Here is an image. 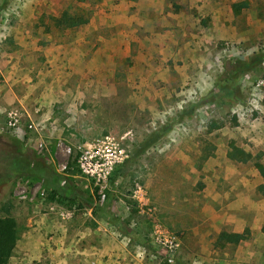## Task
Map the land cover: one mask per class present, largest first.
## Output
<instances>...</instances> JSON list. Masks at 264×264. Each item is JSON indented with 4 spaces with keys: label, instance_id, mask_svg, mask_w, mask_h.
<instances>
[{
    "label": "rangeland",
    "instance_id": "1",
    "mask_svg": "<svg viewBox=\"0 0 264 264\" xmlns=\"http://www.w3.org/2000/svg\"><path fill=\"white\" fill-rule=\"evenodd\" d=\"M246 1V11L233 19L242 32L240 40L228 29L231 36L218 40L212 50L202 48L208 53L204 62L192 60L182 74L172 72L146 85L150 94L139 88L135 59L120 63L121 69L129 68V77L112 81L113 90L110 76L103 77L105 95L86 90L78 96L74 91L78 78L66 69V82L57 94L62 97L67 89L73 93L67 102L61 99L54 105L55 122L50 123L47 116L41 120L48 112L43 95L50 92L51 82L43 74L51 69L49 59L53 58L44 51L46 44L61 41V31L51 28L47 32L44 27L66 7L89 15L88 3L0 0V215L14 217L20 231L8 264H169L164 248L153 243L157 225L163 236L177 239L173 264H264V195L257 189L264 180L252 162L227 158L229 143L234 141L264 162V150L258 148L264 136V27L256 35L249 27L251 18L264 24V0ZM21 47L22 52L18 51ZM239 59L250 63L247 70L238 72L244 66ZM17 64L21 70L14 76L11 72ZM57 75L61 76V66ZM11 111L22 114L24 126L33 120L43 122L45 128L38 124L40 133L14 136L7 129ZM212 122L222 127L209 132ZM108 134L130 154L119 173L122 179L111 185L101 205L109 221L91 226L88 216H76L79 209L72 208L70 219L58 220L68 226L76 216L75 229L82 236L75 240V247L61 250L55 228L38 229L36 222L49 216L57 221L60 207L48 211L44 202L50 188L45 181L28 176L27 170L38 162L45 165L49 175L59 179L61 193L76 169L62 148L70 146L75 153L86 141ZM39 141H44L42 150ZM147 141L150 144L145 146ZM208 146L213 155L203 159ZM65 162L71 168L61 173L59 167ZM63 179L65 184H61ZM235 183H241L238 191L232 189ZM137 185L140 190L136 192ZM25 188H36L32 199L20 198L19 191ZM93 188L94 184L81 186L76 193L92 195ZM99 226V232L104 228L115 232L124 248L103 249V236L94 233ZM246 227L250 231L247 240L215 245L221 231L242 232ZM122 236L126 237L122 240Z\"/></svg>",
    "mask_w": 264,
    "mask_h": 264
},
{
    "label": "crops",
    "instance_id": "2",
    "mask_svg": "<svg viewBox=\"0 0 264 264\" xmlns=\"http://www.w3.org/2000/svg\"><path fill=\"white\" fill-rule=\"evenodd\" d=\"M63 1L64 3L70 2V0ZM74 1L88 3V22L76 29L61 32V41L57 40L55 43L46 44L44 51L47 57V52L53 54V58L49 59L51 69H48L43 74L51 78V82L48 84L50 92H42V94L46 93L43 98L48 103V112L43 114V117H41L43 119L41 120H46L44 117L47 116L50 118L47 119L50 123L55 122V119L52 118L54 105L57 106V102H61V99L66 100V102L71 99L73 91L70 89H67L62 97L57 94V91L64 87L67 74H74L78 78V84L74 90L78 96L81 97L86 90L89 92L95 91V94L105 95L108 90L107 86H104L102 82L105 79L103 77L110 76L109 82L111 83L110 86H112L111 90H113L112 81L129 77V68L121 69L120 65L122 64L120 63H124L128 58L130 60L135 59V62H137L136 73L141 77L139 88L142 87V92L150 94L151 92L145 88L146 85L151 86L154 81L164 80L173 73L177 74L179 72L182 74L192 60L193 62H204L208 53L202 52V48L206 51L212 50L218 40L231 36L228 29H233V35L238 39L242 32L233 23V19L247 9L246 7L242 8L238 15L233 13V3L242 0ZM65 9L70 10L66 7L61 11ZM73 13L83 14L82 12ZM204 16L206 21L203 22L201 18H204ZM249 27L254 28L256 35L264 27V24L259 25L251 18ZM41 39L42 37L39 40ZM45 41L49 42V39H45ZM18 49L20 52L25 50L22 47ZM15 54L21 56L19 52ZM17 66L18 64L15 66V70L11 72V74H15L14 76H17V72L21 70ZM60 66L61 76L58 77V67ZM66 69H71V72L66 74ZM100 80L102 83H100ZM82 83L83 85L81 86ZM87 85L91 88L87 89ZM67 94L71 96L66 98ZM50 123H48L49 129L51 127ZM256 123L257 121L252 122V124ZM248 130L249 128L247 127L246 131ZM59 134L58 131L56 135L59 136ZM262 138L263 143L258 144L260 150H264V136ZM243 148L252 153L250 148L245 146ZM227 161L228 159L225 163ZM260 161L264 164L261 159ZM48 170L47 168L44 171L47 173V186L50 187L52 176L49 175ZM120 179H122L121 176L118 177L117 182ZM68 180L67 190L62 191L68 197L75 195L76 188L81 186L83 188H91V184H93L92 181L80 175L78 170L73 172ZM110 184L112 185V183ZM240 184H233L232 189L238 191ZM254 186L256 187V185ZM237 193L239 194V192ZM225 194L229 193L226 192ZM213 195L217 198L220 197L217 192ZM77 197H80L81 200H78ZM77 197L75 204L71 208L49 200L44 202V205L47 206V209L49 207H55V209L60 207L61 210H72V208H77L75 205L81 202L84 204V208H80L75 215L88 216L91 226L96 227L101 222L105 224L109 221L107 216L102 214V212L104 213L103 206L98 201L96 202L90 193L88 195H78ZM94 209L95 212H93ZM97 209L100 210L97 211ZM76 216L69 221L70 224L68 226L61 224L60 220H58L60 219L59 217H57V221L49 216V218H42L36 222L38 229L48 228L49 226L55 228L54 233L58 239L56 242H60L62 250L66 246L75 247L78 242V240H75L77 237L82 236L81 232L75 229V226H77ZM43 220L45 223H42ZM52 221H55V223L49 224ZM100 229L99 226L94 233L96 235L101 234V237L103 236L100 239V242L106 243L103 245V249L111 248L110 250H112L117 248V250H121L124 248L119 239L113 235L116 234L115 232L106 228L99 232L98 230ZM232 231L241 232L240 229H233ZM125 237L122 236V240ZM35 240V236L33 240L32 238L30 239V246ZM114 240L116 243H114ZM91 248L93 247L91 246Z\"/></svg>",
    "mask_w": 264,
    "mask_h": 264
},
{
    "label": "trees",
    "instance_id": "3",
    "mask_svg": "<svg viewBox=\"0 0 264 264\" xmlns=\"http://www.w3.org/2000/svg\"><path fill=\"white\" fill-rule=\"evenodd\" d=\"M247 6H248V2L246 0L235 2L232 5L233 13L235 15H238L240 10ZM50 20L52 24L45 25L44 27L45 31L50 32L51 28H55L58 31L64 32L66 30H73V29L80 27L81 25L87 23L89 18L88 16H85L84 14L73 13L70 10L65 9L61 11V13L58 16H51ZM239 60H240L239 62L244 64V66L242 68L240 67L241 69H239L238 72L241 71L242 69L247 70L248 69L247 67L250 66V63H248L246 60H241V59ZM220 127H222L221 123L212 122L208 131L210 132ZM149 144L150 143L147 141L145 146H148ZM228 147L229 148L227 151V158L229 160L234 161V162H239V163L252 162L254 168L257 170L261 178L264 180V164L260 161V158L253 155L251 152L245 150L243 147L238 146L234 141H230ZM210 148L212 147L210 146L207 147V152H205L202 155L203 159H207L213 155V153H211L210 151ZM78 154H79V150L75 153H72L71 164H73L74 168H76L79 174H81L76 165ZM127 162L128 160L115 169L117 170V172L114 171L110 177V181L112 184L117 182L119 173L122 172L121 169L125 166V164H127ZM71 164H69L68 170H70ZM29 167L30 169L27 170L28 176L44 180L45 182L47 181L48 179L46 176L47 173L45 172L47 170V167L45 165L38 162L35 164V166H33L32 164ZM76 169H74V171H72L71 174L75 172ZM50 181H52V183H51V186L49 187L50 189L48 191L49 193H48L47 199L49 201L57 202L58 204L65 205L71 208L73 204H75L76 202V197L78 196L77 193H75L73 197H68L65 195L64 192H62L64 190H67L68 185L65 188H61V193H60L58 191L59 179L57 177H52ZM92 183L94 184L93 181ZM257 189L261 194L264 195V183L260 184L257 187ZM92 197H94V200L96 202L98 201V198H99L98 187L95 185L92 190ZM76 205L78 209L84 208V204H82L81 202ZM98 210L99 209H97V211ZM93 212H95V209L93 210ZM103 215H106V214L103 213ZM249 233L250 231L248 227H246L242 232H229V231L223 230L219 233L215 241V245L223 247L227 243H232V244L239 243L240 241L247 240L249 237ZM19 236H20V231L18 229L15 218L12 217L11 215H4V216L0 215V264H8L12 256L13 250L17 244V241L19 240Z\"/></svg>",
    "mask_w": 264,
    "mask_h": 264
},
{
    "label": "built area",
    "instance_id": "4",
    "mask_svg": "<svg viewBox=\"0 0 264 264\" xmlns=\"http://www.w3.org/2000/svg\"><path fill=\"white\" fill-rule=\"evenodd\" d=\"M7 129L12 135L20 136L25 133H40L41 128L38 124L45 128V124L41 121L31 120L26 126L23 124V116L18 111H11L8 115ZM43 121V120H42ZM37 122V123H36ZM129 133H126L127 136ZM123 140L124 136L121 137ZM62 142H58V146H61ZM38 148L42 150L44 148V141H39ZM62 152L65 156L71 157L72 148L65 146L62 148ZM130 157L128 150L124 145L116 139L113 135H105L103 138L97 141H87L79 147V154L76 160V165L82 176L90 179L94 182V185L98 187V203L102 205L107 200V190L111 187L110 177L115 169L121 164L125 163ZM68 170V162L60 165L59 171L65 173ZM61 184H65V180L61 181ZM32 190L25 188L19 191L21 199H32ZM140 187L137 185V191ZM44 195V192H41ZM30 196V197H29ZM55 207H51V209ZM58 215L60 219L68 220L74 215V211L70 209H58ZM157 230L153 237V243L158 246H162L163 253L169 264L174 263L175 252L177 250L178 243L175 236H163V230L160 226H156Z\"/></svg>",
    "mask_w": 264,
    "mask_h": 264
}]
</instances>
